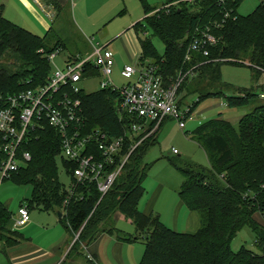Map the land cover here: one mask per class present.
<instances>
[{
	"label": "trees",
	"instance_id": "1",
	"mask_svg": "<svg viewBox=\"0 0 264 264\" xmlns=\"http://www.w3.org/2000/svg\"><path fill=\"white\" fill-rule=\"evenodd\" d=\"M52 6L55 18L68 13V8L58 0H42ZM163 4L178 0H165ZM142 3L145 17L131 28L135 31L140 48V62L149 59L158 66L165 81L176 77L179 71L193 69L179 87L188 94H196L198 100L188 106L190 112L208 97H220L229 86L221 83V67L247 59L254 80L264 73V5L260 4L246 16L237 13L241 0H228L226 7L217 0H197L194 4L179 3L168 11ZM231 16L224 19L225 10ZM199 27L217 38L214 45L207 46L208 56L190 51L185 59L193 30ZM160 39L164 52L159 54L148 37H140L146 29ZM66 47L62 37L53 26L43 36H37L7 20L0 8V98L35 89L46 83L51 67L48 55L59 53ZM96 72V71H95ZM264 95V84L262 85ZM238 95L226 97L228 108L252 106L236 125L221 115L202 123L191 133L205 150L209 168L182 163L176 159L169 162L183 175L179 196L187 208L199 214L200 226L195 232H177L162 223L158 214L145 215L139 203L145 194L143 181L150 165L144 162L149 147L156 142V134L143 140L130 154L121 173L110 190L100 199L95 184L77 186L75 195L66 207L68 195L57 176L56 156L60 153L61 139L58 132L44 123L28 139L20 144L19 151L30 154L26 166L13 172L7 180L16 185H30L32 195L28 209L39 208L47 212L60 211V224L73 241L60 264H74L82 255L83 247L93 242L101 233L116 234L123 242L142 240L143 254L139 264H264V226L256 217L264 220V107L254 106L253 90H239ZM82 134L95 129L106 133L111 139L125 137L122 154L135 139L130 136L129 117L119 116V95L111 89H101L87 94L80 91ZM182 105L181 101L178 102ZM186 133V132H185ZM70 180L74 162L62 160ZM122 214L134 226V233L127 234L115 227L114 215ZM11 212L0 203V241L11 245L22 237L8 227ZM255 234L258 253L245 247L231 249V241L243 227ZM77 236V237H76ZM76 237V238H75ZM5 246H3L4 251ZM74 253H76L74 255ZM88 264H94L88 261Z\"/></svg>",
	"mask_w": 264,
	"mask_h": 264
},
{
	"label": "built area",
	"instance_id": "2",
	"mask_svg": "<svg viewBox=\"0 0 264 264\" xmlns=\"http://www.w3.org/2000/svg\"><path fill=\"white\" fill-rule=\"evenodd\" d=\"M196 1L178 0L158 7L153 13L161 9L168 11L170 6L179 3L194 4ZM227 1L217 0L218 5L223 7H226ZM225 11L224 19L231 16L232 8ZM216 42L210 27L205 30L196 27L185 59L190 58V51L208 56L207 46ZM55 56L56 53L48 55L50 64ZM113 66V53L107 46L96 45L85 56L68 57L63 68H52L45 84L0 98V184L30 161L28 152L19 151L20 144L47 123L60 136L61 159L76 164L66 188L68 195L63 208L74 195L81 197L76 190L84 183H94L101 199L113 186L130 154L143 140L154 135L160 124L175 119L183 130L186 122L192 120L189 107L179 106L177 92L183 79L193 74L194 68L179 71L175 78L167 82L158 66L146 59L139 62L138 67L124 66L120 74L128 81L126 85L116 87L110 79ZM92 70L105 79L100 82L99 90L109 88L118 93L119 116L132 120L128 133L135 141L125 154H122L125 137L111 139L99 129L85 135L81 133L83 118L78 98L81 89L77 85L88 78ZM13 221V227L28 223V207L21 205Z\"/></svg>",
	"mask_w": 264,
	"mask_h": 264
},
{
	"label": "rangeland",
	"instance_id": "3",
	"mask_svg": "<svg viewBox=\"0 0 264 264\" xmlns=\"http://www.w3.org/2000/svg\"><path fill=\"white\" fill-rule=\"evenodd\" d=\"M12 2V0H10ZM151 7H161L165 0H146ZM11 2L0 0V5L9 8ZM71 12L63 14L53 23L54 31L65 41L66 47L59 53H56L54 61L50 64L51 69L55 66L63 68L65 60L68 57L77 55L85 56L91 50L92 46H107L113 53L114 66L110 75V79L114 86L122 87L126 85L127 79L120 74L126 65L138 67L140 50L138 47L137 34L131 29L132 24L141 21L144 17V9L140 0H71ZM74 3V4H73ZM76 3V11L78 19L86 23L89 29H92L85 37L77 29L79 27L75 19L74 6ZM46 6V4L43 2ZM260 4L264 5V0H241L237 7V13L242 16L250 14ZM51 10L53 17L55 12L52 6H46ZM71 7V6H70ZM108 9V12L105 11ZM10 12L16 14V8L10 7ZM81 17V18H80ZM55 18V17H54ZM146 29V28H145ZM44 34V32H43ZM140 37H148L151 39L154 48L159 54L164 52V45L160 39L151 35L150 30L146 29L144 34L139 33ZM92 39V40H91ZM128 40L132 42L129 43ZM129 55V59H128ZM247 59H241L238 63L242 65L224 64L221 67L222 81L216 86V90H220L221 86L226 87L224 94L220 97H208L203 99L192 112V120L186 122V126L181 130L175 119H168L163 122L156 134V142L151 145L144 156V162L149 164L150 170L143 181L145 194L140 200L139 207L142 210L151 200L153 192L158 186L163 187V192L157 202L155 211H162L163 218L168 227H171V216L174 203L168 201L167 196L172 195L178 198L179 190L183 183V175L177 170L168 159H176L182 163L209 168L210 163L205 150L192 139L191 133L202 123L210 119H214L221 115L224 120L230 121L236 125L238 120L252 110V106L228 108L226 105V97L238 95L237 89L253 90L256 93L255 105L264 107V95L261 97L262 85L264 84V73L259 75L256 81L253 78L251 69L247 66ZM90 76L80 82L77 87L87 94L95 93L99 90L100 82L105 80L100 74L91 71ZM198 100L196 94H188L185 90L177 92V101L181 104L191 106ZM186 132V133H185ZM173 150L176 152L174 153ZM62 155L56 156L57 176L59 182L65 188L69 187L70 178L63 166ZM32 195V187L30 185H16L10 180H5L0 184V203L3 204L10 212L12 217L17 213L21 205L27 206ZM31 220L26 226L16 227L15 230L25 237H31L35 241L48 242V240L57 239L66 235L62 224L56 223V216L39 208H30ZM64 215L65 213L62 212ZM115 227L123 233L133 234L134 226L129 219L122 214L114 215ZM27 224V223H26ZM185 232H194L186 230ZM74 241V240H73ZM73 241L68 242L69 248ZM138 251L144 250L142 240H138L134 245ZM241 247H245L253 252L258 253L255 245V234L245 226L231 241V249L238 251ZM69 250V249H68ZM76 253H74L75 255ZM81 260V259H80ZM82 260L76 261L75 264H84ZM0 264H8L4 253L0 250Z\"/></svg>",
	"mask_w": 264,
	"mask_h": 264
},
{
	"label": "crops",
	"instance_id": "4",
	"mask_svg": "<svg viewBox=\"0 0 264 264\" xmlns=\"http://www.w3.org/2000/svg\"><path fill=\"white\" fill-rule=\"evenodd\" d=\"M58 1L66 8L69 7V13L71 12L72 17L73 7L70 3L71 0ZM7 2L11 1L7 0ZM4 5H0L3 16L7 20L21 26L34 35L41 37L49 30L51 26H53V21L55 19L52 15L51 10L46 7L47 5L45 6L43 4L42 0H12L10 7L14 6L16 8L15 14L17 17H15L14 14L10 12V7L7 8ZM76 7L77 6L75 3V19L79 24V27H76L81 32V35L85 37L86 34H88L92 29H89L87 27L86 23L81 20V17V19H78ZM106 12H108V9L105 11V13ZM128 42L132 44L130 40H128ZM163 191V187L158 186L157 189L153 192L151 200L147 201L142 210L139 207V210L145 215H149L152 213L158 214L162 223L166 225L162 211H155L157 208V202ZM167 200H172V202L174 203L171 216L172 218L170 221L171 227L169 228L177 232H185L186 230H193L195 232L199 229V214L196 211L187 208V206L181 200L179 194L178 198L176 196L174 198L172 195H168ZM49 213L55 215L56 223L60 224L59 220L61 218L62 212L52 211ZM14 217H12L11 222L8 225V227L13 230H15L16 228L13 227ZM256 219L261 225L264 226V220L260 216H257ZM29 223L30 221L24 226L28 225ZM65 234L66 235L58 237L55 240H48V242L44 243L41 241H35L31 237H25L24 235H22V237L18 239V241L11 245L6 246L3 242L0 241V250L4 253L8 264H60L61 261H63V259L65 258L69 249V236L67 232ZM136 242L137 241L123 242L118 239L116 234L103 232L93 242L83 247L82 255L76 257L73 263L75 264L76 261L82 260L84 264H88V261L91 260V262H93L94 264H139V261L143 254V250L140 252L138 251V249L134 248L133 245ZM3 246H5L4 251Z\"/></svg>",
	"mask_w": 264,
	"mask_h": 264
}]
</instances>
